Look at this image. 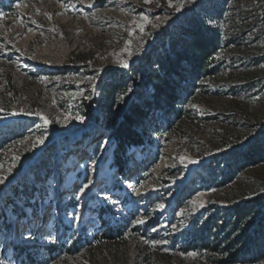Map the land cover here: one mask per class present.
<instances>
[{
  "label": "rangeland",
  "instance_id": "rangeland-1",
  "mask_svg": "<svg viewBox=\"0 0 264 264\" xmlns=\"http://www.w3.org/2000/svg\"><path fill=\"white\" fill-rule=\"evenodd\" d=\"M183 2L4 0L0 264H117L112 248L90 254L85 243L106 224L158 233L170 254L158 264H209L171 247L204 228L232 236L234 208L260 197L244 222L253 232L264 209V155L250 163L241 153L253 141L264 150V0L191 6L216 38L206 69L183 75L172 110L150 107L126 170L113 164L116 122L137 94L152 95L143 56L170 48L162 36L176 34L179 20L168 10ZM20 243L31 244V256ZM54 243L71 251L49 257ZM234 264H264V247Z\"/></svg>",
  "mask_w": 264,
  "mask_h": 264
},
{
  "label": "trees",
  "instance_id": "trees-1",
  "mask_svg": "<svg viewBox=\"0 0 264 264\" xmlns=\"http://www.w3.org/2000/svg\"><path fill=\"white\" fill-rule=\"evenodd\" d=\"M196 1L184 0L180 10H168L169 15L178 19L180 23L177 24L176 34L168 31L162 36L164 40L169 39L170 48L157 52L156 46H152L143 56L140 66H145L148 70L143 83L145 87L147 85L150 87L152 95L151 98H144L141 94H137L136 100L131 101L128 108L123 110L121 118L113 128L111 133L115 142L112 150L113 164L119 173H123L127 168L128 149L131 146L144 144L145 137L138 129V125L149 116L150 107L153 106L159 111L164 110L165 107L172 110L180 93L178 83L183 75L186 73L192 76L194 72L206 69V64L212 56L216 47V38L211 28L204 26L203 20L197 17L195 10L191 8ZM2 4L4 0H0V6ZM179 15L182 17L180 18ZM114 86L115 84L110 85V89L106 91L107 95ZM241 155L245 162L254 163L264 155V150L258 141H253L244 148ZM9 203L11 204L12 200L10 195H7L3 198V204ZM262 203L260 197H255L234 208L233 218L226 221L232 228V236L204 228L194 233L182 246L173 245L171 249L179 250L182 254L199 255L209 264H234L239 259L254 257L264 247V209L260 211L259 223L252 233L246 232L244 222L248 209L261 206ZM85 243L90 254L104 247L112 248L113 262L117 264H158L162 257L170 255L167 251L168 244L162 242L159 234L143 227H132L127 230L120 225L106 224L101 232L88 238ZM30 246L31 244L20 243L18 250L31 256V251L28 252ZM60 247H63L65 255L71 251L64 243L50 244L47 246L49 257L54 258L55 250ZM124 253L130 256L128 262L118 263ZM106 264H110L108 260Z\"/></svg>",
  "mask_w": 264,
  "mask_h": 264
},
{
  "label": "snow or ice",
  "instance_id": "snow-or-ice-1",
  "mask_svg": "<svg viewBox=\"0 0 264 264\" xmlns=\"http://www.w3.org/2000/svg\"><path fill=\"white\" fill-rule=\"evenodd\" d=\"M145 2H150V0H145ZM170 7H172L173 5H169ZM140 19H144V17H141ZM120 66L121 67H127V64L125 63V62H120ZM81 122H83L82 120H81ZM37 144H39V143H42V141H37L36 142ZM0 183H3V178H0ZM144 221H139V223H143Z\"/></svg>",
  "mask_w": 264,
  "mask_h": 264
},
{
  "label": "bare ground",
  "instance_id": "bare-ground-1",
  "mask_svg": "<svg viewBox=\"0 0 264 264\" xmlns=\"http://www.w3.org/2000/svg\"><path fill=\"white\" fill-rule=\"evenodd\" d=\"M71 174H72V172H71ZM71 174H70V175H71Z\"/></svg>",
  "mask_w": 264,
  "mask_h": 264
}]
</instances>
